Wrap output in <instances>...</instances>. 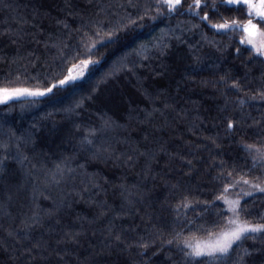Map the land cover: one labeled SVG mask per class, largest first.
Returning <instances> with one entry per match:
<instances>
[{
	"label": "trees",
	"instance_id": "obj_1",
	"mask_svg": "<svg viewBox=\"0 0 264 264\" xmlns=\"http://www.w3.org/2000/svg\"><path fill=\"white\" fill-rule=\"evenodd\" d=\"M144 2L139 0L141 4ZM140 14L141 10L129 6V0H0V87L41 90L49 87L68 74L58 68L61 62L59 42L67 44L71 41L74 45L79 40L78 36L73 39L71 29L90 20L106 24L107 28L98 30L99 35L89 34L86 45H91L109 28L128 24L129 17L136 19ZM238 18L241 21L247 19ZM58 20L66 22L69 28L58 24ZM187 20H190L187 16H175L151 21L146 16L142 21L144 27L121 32L115 45L98 46L91 55L87 47H83L81 51L85 55L79 59H100L102 53L104 56L99 65L90 66L91 70L80 81L54 89L45 96L0 103V140H6L13 133L15 137L28 138L27 143L12 140L13 154L16 152L14 145L20 143L19 150L27 156V161L21 165L9 160L0 172V264H33L26 255L20 256L28 242L22 243L8 232L15 234L22 227L24 215L31 214L33 189L37 186L36 203L44 210L58 207L59 212L51 220V232L46 224L33 236L39 238L43 232L53 248L62 251L66 247L68 255L61 264H174V261L183 264L182 256L175 248L161 247L160 238L147 250V255H138L140 250L136 248L121 250L106 246L105 229L115 213L109 212L107 218L100 217L94 223L89 221L99 215V202L117 209L124 205L129 214L122 218V225L117 220L118 227L135 226L138 231L129 233L132 236L144 235L156 225L164 233L162 239H167L173 214L166 205L174 204L180 195L176 192L174 198L171 185H185L197 199L211 200L214 195H219L218 191H213L212 180L218 169L211 165L219 164L221 160L231 163L238 141L246 139L252 143L257 139V129L248 127L253 124L252 119L246 121L242 131L234 134V139L225 136L223 117L231 113V108L227 113H220L224 97L213 83L224 72H231L245 77V83L253 91L264 87V57L250 58V52L246 50L250 46L238 43L242 33L236 34L233 41L229 39L231 33L214 36L204 29L211 39L219 42L217 48L221 51L203 44L197 53L201 56L197 64L189 52V44L197 45L200 34L196 30L185 32V43L172 40L166 49L153 48L149 44L148 52L141 50L148 59L128 56L131 63H126L124 70L104 78L113 62L131 49L159 36L166 26ZM191 22L196 23L195 20ZM258 25L264 27V24ZM9 29L11 31H7ZM238 46L241 53L237 56L235 49ZM79 59L71 63L78 65ZM93 88L96 89L94 98L83 99ZM78 103L82 107H76ZM165 104L170 107L165 108ZM246 111L259 120L264 114V105L257 102ZM101 114L111 117L114 125L102 128ZM86 123L101 129L97 146L111 144L117 154H133L137 161L135 166L124 165L122 160L117 162L108 156L93 159L91 153L80 146L83 128L78 133L76 127ZM260 127L264 128V123ZM217 134L220 136L217 140L219 148L208 140ZM134 148L153 154L151 175H144L147 158L137 160L132 152ZM2 155L4 153L0 151ZM66 158H71L69 166L76 170L75 173L65 176L58 184L52 182L56 166ZM187 160L193 162L191 172L186 166ZM89 177H95V180L89 183ZM93 183L99 186L93 187ZM122 185L127 191L121 188ZM41 191L43 195L39 194ZM239 191L237 188L227 195L235 197ZM129 193L135 194V203L130 209L125 204ZM221 204L222 201L217 202V206ZM261 204H264V197L258 196L255 206L260 208ZM146 214H150L151 223ZM78 217L82 219L78 220ZM70 225L79 226L74 227L81 232L79 243L56 245L55 241ZM191 233L198 239L206 237V233L197 232L195 228L185 235ZM262 248L264 237L249 238L233 251L232 256L235 258L241 250L248 249L252 255L246 258L245 264H264V251L257 250ZM17 256L18 260L15 259ZM228 264H232V260Z\"/></svg>",
	"mask_w": 264,
	"mask_h": 264
},
{
	"label": "snow or ice",
	"instance_id": "obj_2",
	"mask_svg": "<svg viewBox=\"0 0 264 264\" xmlns=\"http://www.w3.org/2000/svg\"><path fill=\"white\" fill-rule=\"evenodd\" d=\"M129 6L141 10V14L136 19L129 17L128 24L109 28L105 35L93 44L86 45L89 34L99 35L98 30L102 31L108 27L99 20H90L87 24L82 22L80 27L71 29L70 34L73 39L79 37L74 45L71 41L67 44L63 41L59 42L61 62L58 68L61 72L67 71L68 73L63 79L55 81L42 90L0 87V103L15 98L45 96L52 93L54 89L63 88L65 85L80 81L86 76L87 71L91 70L90 66L99 65L104 56L102 53L100 59H79L85 55V52L81 51L83 47L86 46L88 54L91 55L98 50V46L107 48L110 45H115L119 41L121 32L127 33L132 28L144 27L142 21L146 16L151 21H162L164 18L171 19L175 16H187L190 20L178 21L175 26H166V28L160 30L161 34L159 36L153 37L150 41L142 42L136 48L131 49L118 61L113 62V66L104 74L105 79L124 70L125 64L131 63L128 56H138L142 60L148 59L147 55H142L141 50L148 52L149 44L153 48L159 47L161 49L169 47L172 40L183 44L185 43L183 34L193 30L199 32L201 37L197 45L189 44V52L192 53L197 64L201 60V56L197 54L200 46L207 44L217 48L219 43L211 39L204 29L212 32L214 36H225L231 33L229 39L233 41L236 34L242 33L238 43L242 46H250L246 49L250 52V58L264 57V43L257 45L253 39L257 34L264 36V31L258 30V23L264 24V0H145L143 4L139 3V0H129ZM153 9H155L154 12ZM150 13L152 14L149 15ZM232 13L237 15L233 16ZM241 16L247 17V19L241 21L238 18ZM192 20H195L196 23H192ZM254 20L257 22L254 23ZM57 23L63 24L65 29L69 28V25L64 21L58 20ZM217 51H221V49L217 48ZM240 53L241 47L238 46L235 49V54L238 56ZM78 59L80 71L73 75L72 73L77 68V64L71 62ZM69 63H71V67L68 66ZM128 70L131 71L132 69ZM53 80H55V77H53ZM203 83H207V81ZM213 83L224 97V104L220 108V113H227L231 108V113L223 117L225 136L234 139V134L237 131H242L246 121L252 119L253 124L248 125V127L257 129L255 132L256 141L252 143L246 142V139L238 141L236 152L230 158L231 163L221 160L219 164L213 163L211 165V167L218 169L216 174L212 176V180L214 181L213 191L219 192V195H214L211 200L197 199L191 189L185 185L179 183L171 185L174 198L176 192H179L180 195L174 204L166 205L173 214L172 226L167 239H162L164 233L156 225H152V230L146 231L144 235L130 236L129 233H137L138 230L135 226L125 229L122 226L118 227L116 223L117 220H120L122 225V218L129 214L124 210V205L117 209L109 207L106 202H99L101 211L89 223H94L100 217L107 218L109 212L115 213L112 219L108 221L105 229L108 237L106 246H115L121 248V250L136 248L140 250L137 253L138 255H147V250L155 245L157 238H160L162 240L161 247L167 245L170 248H175L181 254L183 264H228L229 260H232V264H245L246 258L251 256L252 253L248 249H243L233 258V251L239 248L246 239L255 240L258 237H264V204H261L260 208L255 206V199L258 196L264 197V139H261V136L264 135V128L260 127L264 123V114L261 115L259 120H256L252 117L250 111H246V108L250 109L257 102L264 105V87L253 91L245 83V77L235 76L231 72H224ZM95 91L96 89L93 88L83 99H93ZM76 107L79 108L82 105L78 103ZM168 107L170 106L165 104V108ZM153 111H158V109ZM100 119L103 122L102 128L104 129L114 125L111 117L101 114ZM76 127L78 133L83 128V134L80 136V146L85 151L90 152L93 159L108 156L114 158L117 162L122 160L124 165L135 166L137 161H134L133 154L123 152L117 154L111 144L101 143L97 146L96 141L101 132L100 128L87 123L78 124ZM13 139L23 143L28 142L27 137H15L14 133L8 135L6 140H0V151L4 153L0 156V172L5 169L9 160H14L23 165L28 159L20 152V143L14 145L16 152L13 154ZM219 139V134L208 138L216 148H219V145H217ZM204 147L207 148L208 145L205 144ZM161 150L164 149L161 148ZM208 150L212 151L211 148ZM132 152L136 154L137 160L139 157L147 158L144 165V175H151L153 154L147 150L140 152L138 148L132 149ZM180 159L183 160L184 157L181 156ZM70 162L71 158H66L56 166L52 182L58 184L65 176H71L75 173L76 170L69 166ZM192 165V160L186 161V166L190 172ZM79 167L83 168L84 166L80 165ZM94 180L95 177L88 178L89 183ZM92 186L98 187L99 185L93 183ZM38 188L39 186L33 189L34 207L31 214H25L21 220L22 227L15 234L10 231L8 235H15L22 243L24 241L28 242L24 245L20 256L26 255L27 260L33 262V264H61L64 257L68 255L67 248L65 247L62 251L53 248L52 244L45 239L43 232H41L39 238L33 236L37 229H44L46 224L48 225V231L51 232L53 230L51 220L59 212L58 207L54 206L44 210L36 203ZM121 188L127 191L125 186L122 185ZM237 188L240 189L238 194L235 198H230L227 194L234 192ZM39 194L43 195V192L41 191ZM134 197V193H129L128 197L125 198V204L129 206V209L135 203ZM44 199H48V197H44ZM249 200H252L253 203L249 204ZM218 201H222L220 206H217ZM189 213H192V215L190 216ZM146 215H149L148 223H151L150 214ZM77 219L82 218L78 217ZM56 223L59 224L60 221L57 220ZM74 227L79 226L70 225L64 231L63 236L55 241L56 245L78 244L81 232L74 230ZM193 228L197 232L206 233V238L198 239L194 233L185 235ZM257 250L264 251V248ZM15 259L18 260L19 256ZM174 264H178V262L174 261Z\"/></svg>",
	"mask_w": 264,
	"mask_h": 264
},
{
	"label": "rangeland",
	"instance_id": "obj_3",
	"mask_svg": "<svg viewBox=\"0 0 264 264\" xmlns=\"http://www.w3.org/2000/svg\"><path fill=\"white\" fill-rule=\"evenodd\" d=\"M258 30L259 31H264V27H261V26L258 25ZM253 39H254V41L256 42L257 45H260L261 43H264V36H262V35L257 34L256 36L253 37ZM78 71H80L79 64L77 65V68L73 71L72 74L75 75L76 72H78ZM21 88H27V87H21ZM29 89H31V88H29ZM15 99H18V98H15ZM15 99H12V100H15ZM229 197L230 198H235L233 196H229ZM200 239H204V238H200Z\"/></svg>",
	"mask_w": 264,
	"mask_h": 264
}]
</instances>
